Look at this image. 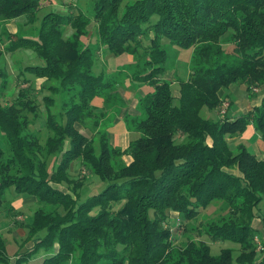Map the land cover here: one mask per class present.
I'll list each match as a JSON object with an SVG mask.
<instances>
[{"label": "trees", "instance_id": "obj_1", "mask_svg": "<svg viewBox=\"0 0 264 264\" xmlns=\"http://www.w3.org/2000/svg\"><path fill=\"white\" fill-rule=\"evenodd\" d=\"M123 1L97 0V18L90 21L95 19L111 52L127 51L152 67L141 71L137 63L133 72L135 82L151 89L139 98L141 114L132 122L138 135L125 151L112 145L107 132L99 128L107 111L97 110L93 102L99 97L113 105L114 97L109 98L107 92L115 90L118 81L94 71L97 51L76 54L75 63L63 75L50 60L49 49L72 42L65 36L67 26L75 28L76 37L83 32L82 25L90 23L87 16L82 20L81 14L79 19L67 14L66 19L50 11L41 19L36 38L19 35L5 41L0 34V132L6 144L5 149L0 146V206L11 184L17 192L33 195L39 208L31 236L40 229L46 231L14 263L0 236V264H22L43 247L50 254L42 264L73 262L77 256L73 264H172L169 210L191 218L217 200L227 204L229 216L210 222L206 234L250 253L234 255L230 248H223L213 254L208 244L189 242L185 259L173 264H264V256L253 254V238L260 229L252 225L259 218L264 230V160L243 144L232 148L228 140L250 124L264 138V102L232 119L202 116L204 108L214 109L221 103L222 87L245 82L250 91L252 83L264 82V0H133L125 6ZM39 5L40 0H0V21L21 16L34 19ZM145 36H149L147 45ZM163 38L185 48H195L200 39L213 43L226 38L234 51L241 52V59L213 64L209 45L195 49L192 73L180 81L179 93L174 95L171 81L164 78L168 52ZM3 48L10 52L29 48L44 61L27 65L22 73L60 78L59 86H78L70 94V105L65 108L67 104L62 103L58 111H52L55 98L44 97L45 124L51 130L44 145L28 129L25 111L36 110L34 101L21 89L13 98L2 94L10 81L2 66ZM8 151L13 153L9 161L19 163L18 174H8L9 178L1 162ZM124 153L132 156L130 164L122 160ZM50 158L51 172L47 168ZM76 159L99 176L103 182L99 192L82 198L83 180L74 185L69 176ZM115 159L117 166L112 164ZM69 182L70 189L56 184ZM46 203L56 205L54 211L45 212Z\"/></svg>", "mask_w": 264, "mask_h": 264}, {"label": "rangeland", "instance_id": "obj_2", "mask_svg": "<svg viewBox=\"0 0 264 264\" xmlns=\"http://www.w3.org/2000/svg\"><path fill=\"white\" fill-rule=\"evenodd\" d=\"M96 1L97 0H40L39 8L36 11L37 16L34 19L21 16L9 21L1 20L0 34L4 36L5 41H8L9 36L16 39L19 35L36 38L39 34L41 19L50 11L66 16V19H69L67 18V14L73 19L74 17L79 19L81 14L82 20H84L87 16V20L90 21L91 18H97L95 13ZM128 1L132 2L133 0H124L122 5L125 6ZM82 28V34H77L75 37V28L68 25L65 31V36L69 37V40H72L74 44H72V42H63L64 47L54 51L49 49L50 60L54 63L55 68L58 69V73L63 75L75 63L76 54L79 55V53L84 50L97 51L95 55L94 71L96 73H103L105 77L114 78L118 81L116 89L109 90V92H107L109 98L112 99V97H114L116 102L114 108H111L106 102L98 101L99 97H97L93 102L96 106L99 105L97 110H99L98 108H101L100 106H102L103 110L107 111L108 115L107 117L105 116L101 118L99 128L101 131H106L113 135L112 140L115 136L116 145L119 144V146H121L126 143V139L122 136L123 121H120L116 124V126H113V122H109L113 121L112 113L117 111L118 101L121 103V101L124 100L125 97L127 98L130 95L129 93H131L130 90L132 87L130 84L135 82L133 79V72L138 69L136 64L140 63L139 70L141 71L145 68L149 70L152 67L151 65L145 64L142 61L143 59H139L138 62L136 55L127 51L118 55L111 52L108 49L107 43L104 42L102 38L103 36L100 35V32L98 31L99 28L95 19L91 20L90 23L85 25L83 24ZM211 42L212 40L209 41L200 39L199 43L195 45V48L194 46L185 48L178 44L170 43L168 39L163 38L162 44L168 52V58L165 62L167 70L164 78L171 81V88L174 95L179 93L180 81L187 80L192 73L193 55L195 49L199 50L201 47L209 45L207 50H210L211 52V62L213 64L215 62H221L222 60L239 63V60L241 59V52L234 51L232 41H227L225 38L218 39L217 42ZM143 43L146 45L149 43V36H145L143 38ZM60 45H62V43L55 46L60 47ZM69 45L72 47L73 55H71ZM222 45L228 53H225V50L222 51ZM50 47L52 49L53 45ZM3 50L4 55L2 58V66L5 70H8L7 72L9 74L8 77L10 81H8L7 86L3 88L2 94L4 96L7 95L9 98H13L17 96L19 90L21 89L25 93V96L27 93L28 99L34 101L36 110L25 111L28 119V129L33 133L36 132L37 135H35L39 138L40 144L44 145L48 135L51 133V130L46 127L45 124L46 106L44 97L53 96L55 98V103L52 111H58L61 108L60 104L62 103L67 104L65 108L70 105L72 100L70 94L72 91L77 90L76 88H78V86L75 87L73 83L59 86L60 78H55L53 76H36L32 72L26 70L22 73V70H24L27 65H43L44 63L43 60L38 58L37 53L29 48L19 49L13 52L7 51L6 48H3ZM26 74L29 75V79L24 80ZM134 84L137 83L135 82ZM51 85H54L53 90L50 88ZM231 85L221 88V90H223L221 103H219V105L214 109H209L207 107L204 108L202 111L203 117H208L217 121L225 117L231 118L234 116L233 113L241 109V105L249 104L253 97L256 96L260 98V96L264 93V82L262 81L252 83L250 91L248 90V85L245 82H238ZM142 86L144 87L143 90L145 92L151 89L147 84H142ZM119 97H122V99ZM263 102L264 98L262 100L260 99L259 105L256 107L263 106ZM124 105L125 102L122 103V106ZM94 108L96 110V107ZM95 116L98 118L97 115ZM76 125L82 128L80 123H76ZM91 131L95 132L96 129H94V131L91 129ZM88 132L91 133L90 131ZM135 134L137 133H132L129 136L130 140L134 139ZM29 138L31 139V137ZM232 138L234 139L233 141H230V146L232 148H235L239 144H243L253 153H255L257 145L262 141L264 142V138L258 133L255 126L253 127L252 125L248 126L244 132L234 135L231 139ZM0 146L4 149L6 148L4 137L1 132ZM12 155L13 153L8 151L7 153H4L1 158L3 165L6 164L5 167L7 168L6 174L8 178V174H10V176L18 174L17 170L19 163L17 160L13 159L12 161H9V158ZM81 160L82 159H76L73 161L69 169V176L75 180L74 185H79V182L83 180L82 198H85L90 194L92 195L99 192L103 182L98 175L92 174ZM115 161L116 159L112 161L113 166L118 165ZM47 168L49 172L52 171V158L48 160ZM56 184L62 189H65L66 186L68 187L70 185V182L66 184ZM71 185H73V183ZM72 196L76 197V194L73 192ZM4 197L5 198L2 200L3 204L0 206V236H2L4 240L5 252L10 258H13L11 263H14V259L18 258V254L25 253L26 251L32 249V247H29V243L33 242L35 245V238L37 236H44L46 231L44 229H40L36 235L31 236L34 214L36 209L39 208L37 201L28 200L30 198H34L33 195L17 192L14 185L11 184L6 188ZM55 206L56 205L54 204L49 205V203H46L44 210L45 212L54 211ZM263 208L264 207H262V210H264ZM229 211L230 210L227 204L222 200L214 201L209 207L201 210L191 218H186L183 213L178 211L169 210V223L167 224V227L171 228L173 232L172 245L170 248L172 264L179 258L182 260L185 259L186 256L183 257V253L186 251L185 249L188 247L189 242L206 243L211 248L213 254H219L223 248H230L234 255L243 253L246 256L249 254V251L244 250L242 246L236 243L231 241H215L212 237L206 234L207 231L209 232L208 226L210 225V222L229 216ZM252 225L255 228L260 229L259 232H257V235L253 238V244L255 246L253 254L257 258L263 257L264 230L261 227V221L259 218H254L252 220ZM57 248L58 245L56 243L54 245V249L57 250ZM48 251L49 250H45L44 247L37 249L35 252H32L27 259H24L22 264H42L46 253H50ZM72 260L73 262L68 260L67 263L64 264H73L74 261L78 260V256L72 258Z\"/></svg>", "mask_w": 264, "mask_h": 264}, {"label": "crops", "instance_id": "obj_3", "mask_svg": "<svg viewBox=\"0 0 264 264\" xmlns=\"http://www.w3.org/2000/svg\"><path fill=\"white\" fill-rule=\"evenodd\" d=\"M134 83L135 82H133V84H130L131 87H132V89L130 90L131 93H129L130 95L127 98L125 97L124 100L121 101V103H119L120 101H118V109H117V111H115V113H112L113 114V119H112L113 121H109V122H113V124H112L113 126H116L117 123H119L120 121H123V124H122L123 125L122 126V128H123V131H122L123 134H122V136L124 137V139H126V143H124L121 146H119V144L116 145V143H115V136L113 138V140H114V142H113V140H112V136L113 135H111V134H109V132H107L108 137L110 139V143L112 145H114V146H117L122 151L127 150L128 147H129V145H130L131 140H130V137L129 136L132 133H137L134 136V138H136L137 135H138V132H137V130H135L136 128L133 127V123L132 122H133V118H136V117L140 116V114H141L140 111L138 110V103H139V98L145 94V91L143 90L144 87L142 86V84H140L138 82H136L137 84H134ZM231 86H233V85H231ZM219 95H220V97L223 96V90L220 89ZM263 98H264V93H263V95L260 96V98L259 97H256V96L253 97V99L250 100V103L249 104L241 105V109L239 111H236L235 113H233V115L234 116H236V115L238 116L240 114H245V113L251 111L254 107H256L257 105H259V100L260 99L262 100ZM120 99H122V97ZM98 101H103V99L98 100ZM113 102H114V106L111 105L112 103L108 104V105H111L110 106L111 108H114L115 105H116L115 100H113ZM124 102H125V105L122 106V103H124ZM100 107H102V106H100ZM112 114H111V116H112ZM107 116L108 115H106V117ZM234 116H232L231 119ZM109 125H111V124H109ZM250 125H252L254 127L253 124H250ZM228 140L230 142V141H233L234 139L233 138L232 139L230 138ZM255 154L257 155V157L259 159L264 160V142L263 141L260 142L257 145V149L255 151ZM122 160L126 164H130L131 161H132V156L130 154H128V153H124L122 155ZM28 200L37 201V198L34 197V198H30ZM29 247H32L33 248L34 247V243L33 242L29 243ZM49 254L50 253H46V255L44 257L48 256Z\"/></svg>", "mask_w": 264, "mask_h": 264}]
</instances>
